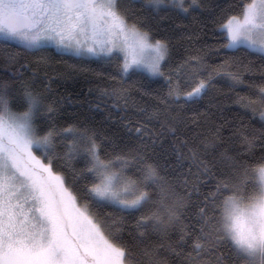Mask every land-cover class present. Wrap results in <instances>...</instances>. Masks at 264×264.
I'll return each instance as SVG.
<instances>
[{
  "label": "trees",
  "instance_id": "trees-1",
  "mask_svg": "<svg viewBox=\"0 0 264 264\" xmlns=\"http://www.w3.org/2000/svg\"><path fill=\"white\" fill-rule=\"evenodd\" d=\"M146 3L120 0L118 8L129 24L167 44L163 70L171 76L177 94L190 91L212 73V86L199 98L185 102L182 97H168L170 85L162 77L137 71L122 76L119 60L73 56L50 47L26 49L2 40L0 89L5 90L14 112L27 110L25 89L39 95L42 104L35 123L41 132L73 127L95 139L102 158L139 157L156 169L158 182L148 188L152 200L140 211L128 214L111 206L97 207L77 179L84 167L83 145L77 153L67 146L70 140L56 139L53 171L63 176L78 206L102 225L105 235L118 237L128 249L131 259L126 264H238L218 238L215 222L205 230L208 240L201 241L199 254L193 244L200 236V208L216 184L228 182L242 194L247 185L241 179L251 178L234 165L264 157V122L241 103L242 98L261 96L264 56L222 47L226 41L219 25L226 17L239 16L240 0H199V6L189 7L186 13L175 7L154 9ZM222 65L226 68L221 69ZM224 71L241 82L235 83ZM34 153L41 156L38 150ZM140 167L130 168L128 174L140 176ZM161 189L179 218L160 209L163 224L150 222L137 231L140 216L157 211L155 194Z\"/></svg>",
  "mask_w": 264,
  "mask_h": 264
},
{
  "label": "snow or ice",
  "instance_id": "snow-or-ice-1",
  "mask_svg": "<svg viewBox=\"0 0 264 264\" xmlns=\"http://www.w3.org/2000/svg\"><path fill=\"white\" fill-rule=\"evenodd\" d=\"M146 2L157 9L170 2L185 13L189 7L199 6V0H190L188 7L186 0ZM119 3L120 0H0V40L5 44L16 42L26 49L43 47L41 41L47 40L78 56L119 60L122 74L135 70L150 77H164L170 85L168 97L179 100L180 95L171 87V76L163 70L167 44L129 24L119 11ZM240 5L239 16L226 17L219 25L226 41L222 47L264 54V0H240ZM192 59L199 63L198 58ZM223 75L241 82L231 72L224 71ZM212 79L209 73L206 79L198 80L184 94L185 102L205 93ZM260 93L259 99L242 98L241 103L251 109L253 117L258 115L264 121V88ZM23 95L27 110L14 112L5 90L0 89V264H126L131 259L128 249L118 237L105 235L102 225L78 206L63 176L53 171L56 139L59 136L70 140L67 146L77 153L83 145L84 167L77 179L83 181L87 196L97 207L111 206L128 214L140 211L152 200L148 188L158 182L156 169L139 157L102 158L95 139L73 127L41 132L35 118L42 101L28 89ZM47 111L51 113L53 109L49 107ZM137 164L141 165V175H129L128 170ZM234 167L251 178L241 179L247 189L238 194L228 182L216 184L200 208V236L193 248L199 254L201 241L208 240L205 230L215 222L219 225L218 238L238 264H264V157ZM155 195L158 209L140 216L137 231L150 222L163 224L160 209L171 218H179L165 190Z\"/></svg>",
  "mask_w": 264,
  "mask_h": 264
},
{
  "label": "rangeland",
  "instance_id": "rangeland-1",
  "mask_svg": "<svg viewBox=\"0 0 264 264\" xmlns=\"http://www.w3.org/2000/svg\"><path fill=\"white\" fill-rule=\"evenodd\" d=\"M147 5H149L148 3H146ZM150 6V5H149ZM151 7H153V6H151ZM165 7H172L171 6V3L169 2L167 5H162L160 8H165ZM154 9H157V8H155V7H153ZM178 9V8H177ZM10 43H13V44H17L16 42H10ZM41 44L43 45V47H50V48H53V49H55L56 51H58V52H61V53H65V54H70V55H73V56H78V55H75L71 50H69V49H63V48H58V47H56V45H55V43L54 42H52V41H47V40H42L41 41ZM19 45V44H18ZM21 46V45H20ZM39 48V47H38ZM256 53H258V52H256ZM261 54V53H260ZM261 55H263L264 56V54H261ZM79 56H87V57H91V58H95V59H102V60H109V58H107V57H104V56H89V55H79ZM166 60V59H165ZM119 63H120V61H119ZM164 63V62H163ZM120 70V69H119ZM131 71H135V70H129V72H131ZM128 72V73H129ZM120 73H121V71H120ZM127 73V74H128ZM127 74H122L121 73V75L122 76H125L126 77V75ZM144 74H146L147 76H149L147 73H144ZM150 77V76H149ZM151 78H159V77H151ZM163 78V80L164 81H166L167 83H169L164 77H162ZM174 84V83H173ZM171 85H172V82H171ZM184 94L185 93H183V94H179L180 95V97H182L183 98V96H184ZM202 95V94H201ZM264 122V121H263ZM35 151V150H34ZM35 154V153H34Z\"/></svg>",
  "mask_w": 264,
  "mask_h": 264
}]
</instances>
